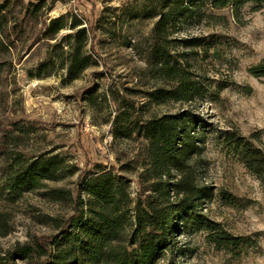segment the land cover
Masks as SVG:
<instances>
[{
	"label": "rangeland",
	"instance_id": "obj_1",
	"mask_svg": "<svg viewBox=\"0 0 264 264\" xmlns=\"http://www.w3.org/2000/svg\"><path fill=\"white\" fill-rule=\"evenodd\" d=\"M7 1L0 33V253L49 248L75 215L83 178L103 168L129 183L133 209L145 207L154 181L136 126L187 112L196 145L188 172L163 181H190L203 195L189 215L216 223L241 246L217 250L211 233L182 219L177 264H264V176L248 170L237 148L239 141L264 147V77L250 73L264 66V4L249 2L237 16L231 8L203 9L155 35L173 0ZM63 16L68 27L50 39L51 21ZM75 20L90 29L83 52L91 66L71 79L67 67L78 44L67 38L75 35L69 28ZM164 52L191 74L192 102L160 105L150 98L172 87L158 71ZM51 162L60 166L54 179L30 188L11 182ZM183 198L171 192L166 206Z\"/></svg>",
	"mask_w": 264,
	"mask_h": 264
},
{
	"label": "trees",
	"instance_id": "obj_2",
	"mask_svg": "<svg viewBox=\"0 0 264 264\" xmlns=\"http://www.w3.org/2000/svg\"><path fill=\"white\" fill-rule=\"evenodd\" d=\"M249 2L264 4V0H173L154 28L155 35L166 33L171 23L189 13L199 14L203 9L223 10L231 8L235 16ZM9 3L0 0V33H5ZM68 17L51 21L47 37L55 39L68 27ZM75 35L78 47L70 52L67 67L71 79H77L91 64L83 52L86 47L88 27L79 20L69 26ZM159 74L172 87L159 89L150 98L160 105L170 102L190 103L196 94V85L191 74L182 69L168 52L160 54ZM256 78L264 77V66L250 70ZM194 119L187 112L180 115H166L139 124L136 130L148 144V173L154 181L150 187L153 196L146 206L132 208L130 185L116 175L115 171L103 168L87 175L80 183L81 192L75 200V215L70 217L59 236L54 237L48 247L19 246L13 251L0 253V264H18L45 258L39 264H177L179 254L175 235L182 232L178 223L184 219L196 231L211 233V241L217 250H229L241 246V239L233 238L219 229V225L204 218H192L191 204L203 192L196 189L190 181L171 184L163 181L176 171L186 173L188 157L195 150L193 136L187 124ZM234 140V137L228 141ZM242 161L255 176H264V147L254 148L249 143L239 141ZM57 162L31 166L24 175L11 182L17 187H34L42 179L52 180L60 170ZM100 168V167H99ZM102 168V167H101ZM171 192L184 195L178 205L166 206ZM82 195L86 198L83 199Z\"/></svg>",
	"mask_w": 264,
	"mask_h": 264
}]
</instances>
